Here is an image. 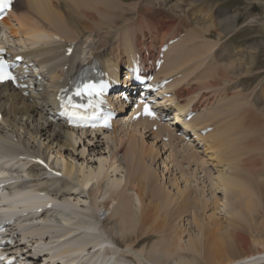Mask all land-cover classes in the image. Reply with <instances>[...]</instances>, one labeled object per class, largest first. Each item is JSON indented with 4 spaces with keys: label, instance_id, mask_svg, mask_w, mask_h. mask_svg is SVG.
I'll list each match as a JSON object with an SVG mask.
<instances>
[{
    "label": "bare ground",
    "instance_id": "obj_1",
    "mask_svg": "<svg viewBox=\"0 0 264 264\" xmlns=\"http://www.w3.org/2000/svg\"><path fill=\"white\" fill-rule=\"evenodd\" d=\"M125 1L16 0L13 13L0 23L1 41L38 63L43 78L27 97L8 84L0 86V169L6 171L1 174L4 183L22 189L5 200L6 207L0 206V219L8 213L17 218L12 233L20 235L11 254H19L29 264H264V243L242 230V221L254 220L252 214L264 197V172L259 179L241 178L237 169L243 152L238 140L243 138L236 133L240 130L263 146L257 137L264 140V112L251 104L254 98L235 91L233 80L241 68L233 62L216 64L217 56L207 54L216 46L209 41L216 23L212 19L201 29L190 23L182 13V0L165 9L164 0ZM176 11L182 14L175 16ZM237 21L236 14L221 20L220 34L231 32ZM170 41L175 42L159 58V49ZM136 54L144 64L146 55L161 60L156 74L170 81V97L158 104L175 110L179 118L175 120L184 124L179 127L182 138L170 124L147 118L131 121L126 115L103 136L70 132L49 121L53 95L77 71L79 62L102 61L113 73L120 64L130 65ZM187 113L193 116L184 123L181 117ZM121 122L132 130L120 129L122 135H117ZM84 135L110 144L106 156L93 162L97 166L77 167L61 153L76 150ZM164 137L175 142L166 151L168 162L178 169L180 162L200 161L197 146L204 147L208 161L214 159V188L223 191L227 217L211 213L200 220L198 212L204 216L207 207L212 205L215 211L221 204L193 197L189 185L176 186L171 195L158 184L148 162L166 147L158 145ZM187 137L196 146L184 145ZM37 159L47 161L52 172ZM179 173L187 183V174ZM191 209L200 238L191 237L182 245V227L174 222ZM101 212L108 214L103 221L98 217Z\"/></svg>",
    "mask_w": 264,
    "mask_h": 264
},
{
    "label": "rangeland",
    "instance_id": "obj_2",
    "mask_svg": "<svg viewBox=\"0 0 264 264\" xmlns=\"http://www.w3.org/2000/svg\"><path fill=\"white\" fill-rule=\"evenodd\" d=\"M127 1L125 2L130 4L134 2H142L144 0ZM179 1L181 0H164L162 1V3L164 2L162 7L164 6V9L165 7L169 8ZM182 1L184 2L181 8L183 15H187L186 17L188 21L190 23H195L193 25L198 26L199 29L207 26L209 22L214 19L217 30L215 31L216 33L214 34L213 38H209V41L216 44V46L212 52H208L207 54L211 56L212 54L217 56L215 61L216 64L218 63L226 65L230 62H233L236 64V66L241 68V70H239L236 75L237 78L233 80L235 82L237 81V89L235 91H239L248 95L249 99L254 98L251 104H254L260 113L264 112V0H201V2L199 1L196 3L191 2V0ZM124 6L126 7L125 4ZM182 13L176 11L174 14H177L175 16H178ZM234 14H236L238 17L235 28L229 33L224 32L225 34H220V32H222L221 27L224 26L220 21L225 19V17L232 16ZM130 16L131 14H128L126 18H129ZM198 20L200 22H198ZM11 23L15 25L14 22ZM128 23L129 22H127V24ZM211 56H207L205 59H210ZM210 63L214 62L211 61L209 64ZM197 75L198 74L191 76L192 81L197 79ZM254 95L255 97H253ZM225 98L228 97L226 96ZM261 123L264 125V121ZM126 128L132 130L133 127H131L128 123L121 122V124L117 126L118 132H116V134L122 135L120 132L122 129L125 130ZM261 133L264 134V127L263 131L261 129ZM236 134H238V139L240 137L243 138L241 141L238 140V146L241 149H239V151L243 152V154L240 156V159L243 158V160L237 169L240 170L241 178L244 179L245 177H250L252 179H259L261 174L264 172V140L259 139L255 134L258 142L262 143L263 145L259 146L256 144L255 140L247 137V135H243L240 130H238ZM88 135H84L82 137L81 143L76 145V150L67 148L61 151L63 156L77 167L80 165L81 168L89 167L90 165H92V167L97 166V162H93L98 161L99 155L106 156L108 150L106 147L110 146V144L107 146L103 140L96 142V140H93L95 138H91V136ZM146 139L149 143L150 138ZM164 139L167 138L164 137ZM191 141L192 142H189V138H187V141L185 139L184 145L188 144V147H190V143L195 145V142L193 140ZM43 143L44 145L48 144L46 141H43ZM162 143L166 144V147L163 151L161 150L159 157H157L153 162H148V165L155 172L156 178L158 179V184L163 187L164 191L173 195L176 193V186L184 188L185 186L189 185L188 188L192 192L193 197H197V199L200 201H207V203H211L212 200L215 199L221 204H218V209L215 211L211 210L213 208L212 205L207 207V214H204V216H202L201 211L198 212V214L201 215L199 216L200 220L208 217V215L211 213H215V215L220 217H227L225 214V207L222 206L223 191L221 188H214L216 169L213 167V164L215 161L214 159H211L212 161H208L209 157H206L207 155H205L204 147L200 146V148H198L197 146L196 153L199 157L198 160L200 161L192 164H187L185 161L180 162L181 165L178 169L173 165L175 163L171 164L168 162L171 158L168 157L169 149L166 151V149L168 147H172L175 142L162 139L158 145ZM52 150H54V148H52ZM82 151L83 154L81 153ZM121 154L122 153H118L119 156ZM180 156L181 154L177 155L176 161H181ZM201 163H203V165ZM221 168H224V166H221ZM180 170L184 171L187 174V177H189L186 178L188 179L187 183L184 182L185 176L179 173ZM251 172L252 174H250ZM117 178L120 177L117 176ZM111 179H113V177H110V180ZM106 183H109V181ZM120 189L121 188H119L118 191H120ZM192 212L193 209L188 210L179 218L180 220H176L174 222L178 228L182 227L183 233L180 242L182 245H186L188 243L187 241L191 237L200 238L199 230L194 227L192 221ZM107 216V213L101 212L98 214L100 221L106 219ZM252 218H254V220L251 222H249V220L246 222L245 220L242 221V230L248 237L252 239L254 238V240L256 239L258 241L261 240V242L264 243L263 196L260 200L257 211L252 214ZM252 248L256 249L253 245Z\"/></svg>",
    "mask_w": 264,
    "mask_h": 264
},
{
    "label": "snow or ice",
    "instance_id": "obj_3",
    "mask_svg": "<svg viewBox=\"0 0 264 264\" xmlns=\"http://www.w3.org/2000/svg\"><path fill=\"white\" fill-rule=\"evenodd\" d=\"M10 2V0H0V7H5ZM14 79V77L11 76V74L7 71L6 68L0 69V81L4 80H11ZM79 94V93H78ZM145 114L146 115H154L148 110L147 105L145 106Z\"/></svg>",
    "mask_w": 264,
    "mask_h": 264
}]
</instances>
